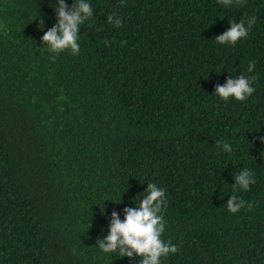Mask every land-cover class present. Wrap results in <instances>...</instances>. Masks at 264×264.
Returning a JSON list of instances; mask_svg holds the SVG:
<instances>
[{
    "label": "trees",
    "instance_id": "16d2710c",
    "mask_svg": "<svg viewBox=\"0 0 264 264\" xmlns=\"http://www.w3.org/2000/svg\"><path fill=\"white\" fill-rule=\"evenodd\" d=\"M87 2L79 54L53 61L56 0H0V264H139L97 239L148 183L179 246L162 264H264V0ZM249 17L235 47L215 41ZM239 75L255 77L246 101L215 94ZM243 169L247 192L233 188Z\"/></svg>",
    "mask_w": 264,
    "mask_h": 264
},
{
    "label": "clouds",
    "instance_id": "9594fccd",
    "mask_svg": "<svg viewBox=\"0 0 264 264\" xmlns=\"http://www.w3.org/2000/svg\"><path fill=\"white\" fill-rule=\"evenodd\" d=\"M244 2L245 0H217L218 4L226 8L241 6ZM54 11L57 23L44 32L42 44L54 54L53 61L65 52L78 55L80 26L93 17L91 4L87 0H73L72 6L69 7L65 0H56ZM107 19L117 28L122 26V19L116 15H110ZM255 23V17H249L247 21L240 19L238 23L229 20L230 29L214 39L220 45L235 47L239 41L248 37ZM43 26L44 20L40 19L42 31ZM254 69L253 61L249 63L247 71L251 74ZM254 79V76L244 75L229 78L224 86L218 85L215 88V94L225 102L230 98L244 102L255 92L252 87ZM260 141L264 143V137H261ZM216 146L222 147L225 152L232 150L228 143L221 145L217 142ZM254 183L253 174L248 169H243L234 176L233 188L247 192ZM226 206L229 213L236 214L245 207V202L233 193ZM166 207L165 191L154 183H148L139 204L134 208L124 209L123 221L115 211L112 212L108 235L104 239H97V247L105 254L118 253L120 258L127 257L131 260L134 256L139 257V264H162V258L179 251L178 245H174L170 240L165 242L162 238L166 221L161 213ZM247 207L251 209L252 205L248 204ZM101 213L104 214V209Z\"/></svg>",
    "mask_w": 264,
    "mask_h": 264
}]
</instances>
